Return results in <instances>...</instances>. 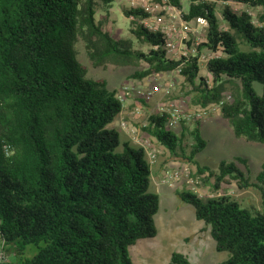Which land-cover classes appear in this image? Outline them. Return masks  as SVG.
I'll list each match as a JSON object with an SVG mask.
<instances>
[{"label":"trees","instance_id":"trees-1","mask_svg":"<svg viewBox=\"0 0 264 264\" xmlns=\"http://www.w3.org/2000/svg\"><path fill=\"white\" fill-rule=\"evenodd\" d=\"M188 1L187 12L183 0L165 4L185 22L204 18L206 42L197 55L175 60L167 35L145 26L152 14L143 8L123 12L132 35L148 46L135 52L97 20L114 0H0V264H135L130 249L158 235L160 198L147 149L121 140L114 124L123 103L105 80L88 78L77 57L80 40L94 61L142 60L148 69L138 77L180 69L196 104H217L236 138L264 144V0ZM252 10L260 11L257 21ZM204 49L221 53L208 62V79L200 76ZM227 84H237L240 96L224 100ZM170 118L155 114L142 131L174 162L210 172L204 180L215 178L216 190L230 178L261 194L262 209L250 210L230 196L178 192L210 228L217 252L227 254L221 264H264V165L256 183L238 167L248 164L241 157L221 162L218 173L201 167V119L192 129L181 120L178 134L168 128ZM168 264L191 262L174 252Z\"/></svg>","mask_w":264,"mask_h":264},{"label":"rangeland","instance_id":"rangeland-1","mask_svg":"<svg viewBox=\"0 0 264 264\" xmlns=\"http://www.w3.org/2000/svg\"><path fill=\"white\" fill-rule=\"evenodd\" d=\"M184 9L187 12L189 1L183 0ZM143 8L152 14L145 22V26L155 29L176 28L179 36L175 39L184 43L193 42L194 35L189 32L186 38L182 24V16L174 19L172 13L162 10V5L156 0H114L110 8L99 9L97 20L102 24L104 31L117 41L131 44L133 51L146 52L148 46L137 40L131 32L132 25L124 15L126 8ZM237 10L242 9L240 5L233 4ZM181 12V11H180ZM181 12V13H182ZM259 10H252L256 21ZM206 37V30L201 32ZM183 39V40H182ZM78 60L86 67L88 78L105 80L109 89L117 90L118 95L126 89L131 91L127 97L122 117L132 127L138 130L134 139L129 138L134 145L149 150L156 149L160 152L156 165L151 169L154 172L151 190L159 195L160 210L155 217L158 235L155 239H145L137 242L131 250L135 264H168L172 253H182L190 260L191 264H221L227 259V254L219 253L216 244L210 234V228L203 222L197 221L194 209L181 201L178 192L191 191L201 197L230 196L248 209L261 210L262 199L260 192L255 188L242 190L238 183L226 178L225 183L219 190L215 189L216 180L211 178L208 183L204 179L210 178V172L200 174L197 166L174 162L170 153L160 143L142 131V127L148 125L151 116L155 114H170V104H175L184 113H200L201 134L207 142L204 151L197 155L196 160L201 167H207L212 172L218 173L221 162H235L237 157L248 161L247 167L237 163L238 167L247 175L251 183H256V177L262 171L264 165V144L249 142L245 138H236L232 126L221 116V109L217 104L203 107L196 104V94L193 92L185 77L180 73L153 74L138 77L144 74L148 66L142 60L131 57L129 59L109 58L103 62L94 61L86 48L85 42L80 40L76 46ZM221 53H214L204 49L200 57V76L208 79L207 64ZM158 80L163 85V90L154 100L145 105L137 96L140 90L148 89L152 83ZM172 84L170 93L167 94V86ZM255 89L261 93V85L255 84ZM240 87L237 84H227L224 92V100L230 97H239ZM141 108L138 113L137 110ZM116 124V122H115ZM114 124V125H115ZM183 126L192 129L193 121H187ZM176 133L182 131V125L174 129ZM123 138L121 140H128ZM190 138L184 139L185 144H190ZM178 172L180 181L169 187L161 183V178L167 172ZM34 252L35 249L31 248Z\"/></svg>","mask_w":264,"mask_h":264},{"label":"built area","instance_id":"built-area-1","mask_svg":"<svg viewBox=\"0 0 264 264\" xmlns=\"http://www.w3.org/2000/svg\"><path fill=\"white\" fill-rule=\"evenodd\" d=\"M166 0H163L162 4V10L166 11L168 13H172L171 16H173L174 19L179 18L182 16V13L177 10L176 8L172 6H168L165 4ZM145 24V22H144ZM147 26V25H146ZM183 31L185 33V36L183 38H186L188 33L191 32L194 35L193 42L191 44L184 43H179L175 37L179 34L177 32L176 28H163L161 30L155 29L153 31H161L164 34L167 35L168 40H167V52L168 55L171 59L179 60L182 57H188L190 55H197L198 54V47L206 42V37H202L201 32L203 30H206L208 27V23L204 18H197L191 22H183L182 24ZM183 40V39H182ZM181 70H175L173 73H179L180 74ZM166 80H164V83L159 82L158 80H155L152 85L146 89V90H140L136 94L137 96L143 100L145 103L149 104L151 103L154 98L161 93L163 90V85H165ZM172 84L168 85L167 87V94L170 93V90L172 88ZM131 91L126 89L124 93L118 95L121 102L123 103V106L125 107L126 99L131 95ZM230 100V97L227 99ZM170 116L171 118L168 121V128L171 129H176L178 126L181 124V120L185 121H192L194 119H202L203 115L200 113H184L181 110L177 108L175 104H170ZM141 108L137 110L139 113ZM115 126L119 128L126 136L129 138L135 137V135L138 133V130L135 127L130 126L124 118H122V114L120 118L116 121ZM160 152L156 149L149 150L148 153V160L151 166L156 165L157 159L159 156ZM180 181V174L178 172H167L164 176L161 178V183L166 186H173L174 183Z\"/></svg>","mask_w":264,"mask_h":264},{"label":"crops","instance_id":"crops-1","mask_svg":"<svg viewBox=\"0 0 264 264\" xmlns=\"http://www.w3.org/2000/svg\"><path fill=\"white\" fill-rule=\"evenodd\" d=\"M122 118H123V117H122ZM124 118H125V117H124ZM123 137L128 139V136H126L125 134H123ZM133 144H134V143H133Z\"/></svg>","mask_w":264,"mask_h":264}]
</instances>
